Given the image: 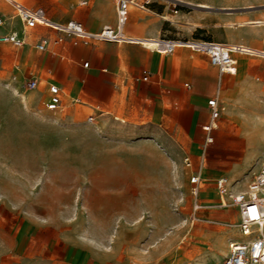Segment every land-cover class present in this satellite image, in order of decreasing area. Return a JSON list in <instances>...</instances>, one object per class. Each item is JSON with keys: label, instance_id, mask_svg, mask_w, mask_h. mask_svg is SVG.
<instances>
[{"label": "rangeland", "instance_id": "rangeland-1", "mask_svg": "<svg viewBox=\"0 0 264 264\" xmlns=\"http://www.w3.org/2000/svg\"><path fill=\"white\" fill-rule=\"evenodd\" d=\"M12 1L64 13L58 0H0L6 22L0 34L12 21L9 30L17 32ZM149 7L173 21L170 38L225 41L230 26L264 21V0H152ZM23 32L32 35L36 28ZM34 53L0 45V264L219 262L237 236L238 215L233 206L219 205L216 182L202 185L206 207L194 212L184 151H161L163 161L152 166L147 162L154 152L143 136L135 146L145 161L129 166L123 159L132 156L105 133L54 130L41 90L27 85ZM249 58L254 63L244 81L253 88L236 89L235 95L253 100L246 106L254 105L260 116L264 56ZM257 120L250 130H215L214 142L205 149L204 167L210 176L226 175L228 195L247 190L264 158V118ZM228 133L253 138V143L243 137L237 144L224 142Z\"/></svg>", "mask_w": 264, "mask_h": 264}, {"label": "crops", "instance_id": "crops-1", "mask_svg": "<svg viewBox=\"0 0 264 264\" xmlns=\"http://www.w3.org/2000/svg\"><path fill=\"white\" fill-rule=\"evenodd\" d=\"M58 1L64 7V13H46L56 22L76 21L94 33L118 27L119 0ZM15 22L19 24L15 27L17 32L13 27L9 30L14 23L12 21L1 34L16 32L26 40L23 47L28 53L35 51L27 82L31 78L39 81V87L34 91L41 90L43 105L48 97L49 84L57 85L62 92L61 108L57 112L49 111L53 114L54 130H96L105 133L109 136L108 140L118 143V150L132 156L123 159L129 166L145 161L140 159V151L135 146V142L143 136H147L154 152V158L147 162L152 166H160V159L163 161L161 151L165 154L176 149L184 151L185 156L193 159L196 168L201 167L198 198L205 207L201 196L202 185L226 177L222 173L210 176L208 173L211 170L204 167L205 149L214 142L206 145L207 132L202 129L203 125L210 123L208 100L217 98L223 108L212 129L213 139L215 130H250L248 126L258 124L257 119L264 118V112L259 116L254 105L247 108L246 104L253 100L235 95L236 89L245 93L253 88L244 80L250 63H254L249 56H264V44L261 43L264 41V21H253L252 25L239 24L234 28L230 26L225 34L227 40L220 41L237 45L244 51H260L233 54L235 75L221 74L210 64L207 56L187 48L162 54L142 43L92 41L83 44L68 36H62V42L56 44L54 41L60 34L54 30L37 27L32 36L30 32H23L25 29L19 19ZM172 27L173 21L164 14L156 13L152 7L145 10L131 8L122 32L132 39L157 40L166 37ZM41 40H47L46 49L42 52L35 48ZM85 63L87 67H84ZM144 77L148 79L144 80ZM231 77H234V84L230 83ZM13 90L19 96L18 90ZM90 117L93 120L89 122ZM228 136L230 138L224 139V142L237 144V137H243L244 143H253V138L249 140L239 133H228ZM199 150L203 153L197 156L195 153ZM238 239L241 236L237 231V236L230 241Z\"/></svg>", "mask_w": 264, "mask_h": 264}, {"label": "built area", "instance_id": "built-area-1", "mask_svg": "<svg viewBox=\"0 0 264 264\" xmlns=\"http://www.w3.org/2000/svg\"><path fill=\"white\" fill-rule=\"evenodd\" d=\"M152 0H119L118 8V27L117 29L104 28L99 32L88 31L81 23L76 21L56 22L50 19L45 10L41 7L30 8L22 3L12 1L15 16L21 21L23 28L33 29L37 27L48 28L59 33L60 36L54 41L56 44L62 42V36H68L75 39V42L89 44L92 41L107 42H135L142 43L148 48L162 54H172L178 48H187L193 52L204 54L208 57L210 64L216 67L221 74L234 75L236 63L233 54L238 50L237 45L227 42L214 41L202 38H170L161 37L157 40H139L132 39L124 35L123 26L128 21L131 8L149 9ZM5 21L0 16V28L5 26ZM151 41L152 43H147ZM9 44L17 48L26 45V40L19 37L16 32H9L0 35V45ZM47 40H41L35 45L36 50L44 51ZM88 64L85 63L84 67ZM147 80V77L143 78ZM27 85L30 90H37L39 81L35 78L28 80ZM210 113V123L203 125V131L207 132L205 139L206 145L213 142L211 135L215 122L220 118L222 106L217 98L208 100ZM62 106V92L55 84L48 85V97L44 102V107L50 112H57ZM93 118H88L92 121ZM185 168L190 172L189 182L191 184V195L193 197V211H201L205 206L199 201L201 167L196 168L193 159L190 156L183 158ZM217 188L220 193V203L222 207L233 206L237 209L239 222L237 231L241 239L232 240L228 244V254L217 264H264V160L258 171L253 174L252 180L247 186V190L238 191L228 195L226 177H220L216 180ZM224 196H228V203Z\"/></svg>", "mask_w": 264, "mask_h": 264}, {"label": "bare ground", "instance_id": "bare-ground-1", "mask_svg": "<svg viewBox=\"0 0 264 264\" xmlns=\"http://www.w3.org/2000/svg\"><path fill=\"white\" fill-rule=\"evenodd\" d=\"M235 53H240V54H252V52L241 50V48H238V50H236V52H234V54H235ZM235 74H236V69H235V73H234V75H235Z\"/></svg>", "mask_w": 264, "mask_h": 264}]
</instances>
